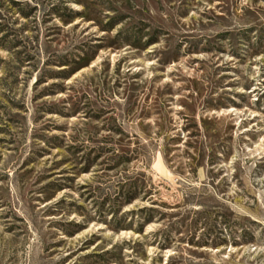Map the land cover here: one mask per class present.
Instances as JSON below:
<instances>
[{
    "label": "rangeland",
    "instance_id": "rangeland-1",
    "mask_svg": "<svg viewBox=\"0 0 264 264\" xmlns=\"http://www.w3.org/2000/svg\"><path fill=\"white\" fill-rule=\"evenodd\" d=\"M0 264H264V0H0Z\"/></svg>",
    "mask_w": 264,
    "mask_h": 264
},
{
    "label": "trees",
    "instance_id": "trees-1",
    "mask_svg": "<svg viewBox=\"0 0 264 264\" xmlns=\"http://www.w3.org/2000/svg\"><path fill=\"white\" fill-rule=\"evenodd\" d=\"M135 190H137V188L136 189L134 188L133 191H128L127 193H123L122 197H124L126 201H129V202L133 201L135 199V196H137L138 193L141 192L140 189L139 191H135Z\"/></svg>",
    "mask_w": 264,
    "mask_h": 264
}]
</instances>
